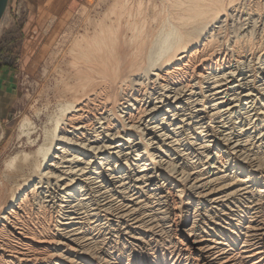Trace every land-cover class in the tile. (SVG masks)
Instances as JSON below:
<instances>
[{
    "label": "bare ground",
    "instance_id": "bare-ground-1",
    "mask_svg": "<svg viewBox=\"0 0 264 264\" xmlns=\"http://www.w3.org/2000/svg\"><path fill=\"white\" fill-rule=\"evenodd\" d=\"M134 1L55 59L43 142L4 166L0 264H264V0L223 36L247 0Z\"/></svg>",
    "mask_w": 264,
    "mask_h": 264
},
{
    "label": "rangeland",
    "instance_id": "rangeland-1",
    "mask_svg": "<svg viewBox=\"0 0 264 264\" xmlns=\"http://www.w3.org/2000/svg\"><path fill=\"white\" fill-rule=\"evenodd\" d=\"M114 1L116 0L8 1L0 22V194L3 195L5 190H8L5 188L9 187L10 189V186L15 185V180H8L6 175L8 172L5 171L4 166L8 160L17 155L33 154L43 142L44 134L41 131L43 132L47 128L45 115L54 105L55 87L53 86L57 83V71L60 67L59 64H56L55 59L60 61L61 55L65 54L70 47V38L80 35L87 27L89 20H97L102 14L107 13ZM137 1L149 4L148 7L144 5L145 10L142 11V15L144 14L148 18L153 15V11L155 13L159 10L157 8L164 9L165 2H167V0ZM247 1L244 6L240 3L242 6L239 4V6L236 5L238 7L235 6V9H232L230 13L232 19L230 18L229 22L222 24L226 26L221 25L222 27L218 31L222 34L221 36L226 32L224 30L229 29L231 25L232 27L239 26L238 29L242 27L238 30L239 33H242L250 31L254 22L257 23L256 17L248 16V13L255 8L258 1ZM155 5L157 10L151 11L153 7L155 9ZM86 20L88 21L86 22ZM254 30L256 39L259 37L257 27ZM228 31L230 29L226 34L229 33ZM48 103H52L50 105L52 108L47 107L45 110V104ZM25 117L27 120L29 119V122L31 121L30 130L32 132L29 130L28 135H25V131L24 135H21L18 124ZM22 174L27 175L26 170Z\"/></svg>",
    "mask_w": 264,
    "mask_h": 264
},
{
    "label": "water",
    "instance_id": "water-1",
    "mask_svg": "<svg viewBox=\"0 0 264 264\" xmlns=\"http://www.w3.org/2000/svg\"><path fill=\"white\" fill-rule=\"evenodd\" d=\"M9 0H0V20L5 12Z\"/></svg>",
    "mask_w": 264,
    "mask_h": 264
}]
</instances>
